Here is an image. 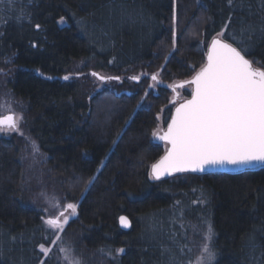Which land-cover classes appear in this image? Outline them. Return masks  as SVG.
<instances>
[{"label":"trees","instance_id":"1","mask_svg":"<svg viewBox=\"0 0 264 264\" xmlns=\"http://www.w3.org/2000/svg\"><path fill=\"white\" fill-rule=\"evenodd\" d=\"M5 3L0 67L11 69L23 120L19 133L0 135V264H66L61 245L103 264H191L209 224L213 264H264V166L149 175L168 146L152 136L159 116L167 126L178 91L191 96V85L176 84L205 65L214 37L264 67V0ZM139 68L146 75L132 80ZM75 71L84 74L63 79ZM158 71L163 81L148 90ZM93 72L120 79L102 82ZM26 137L42 153L45 180L79 205L61 245L27 187ZM123 214L130 230L120 226ZM42 244L54 246L48 256Z\"/></svg>","mask_w":264,"mask_h":264},{"label":"snow or ice","instance_id":"2","mask_svg":"<svg viewBox=\"0 0 264 264\" xmlns=\"http://www.w3.org/2000/svg\"><path fill=\"white\" fill-rule=\"evenodd\" d=\"M59 23H65V18L61 17ZM35 27L39 29L40 25ZM91 75L102 82L120 79L95 72ZM70 78L67 75L63 77L64 80ZM131 79L139 81L141 77L133 76ZM151 80L158 81V75L153 74ZM183 83L195 86L191 99L176 107L162 135L153 131L152 136L158 137L169 147L165 155L151 165L149 175L154 180H160L174 173L205 171L212 166L264 165V67H254L253 61L246 58L245 49H238L222 38H214L207 54V63L190 81ZM183 83L179 86L183 87ZM175 87L172 86L173 91ZM140 107L138 103L137 108ZM22 120V116L11 114L0 117V133H19ZM32 148L34 154L38 152L35 142H32ZM96 178L88 179L85 191ZM67 209L74 214L76 205L70 203ZM68 219L69 216L61 212L59 216L43 222L54 230L63 231ZM119 223L124 228L131 225L126 216H120ZM213 236L209 224L197 264H213L216 257L212 247ZM40 248L44 256L50 254V249L43 244ZM60 251L66 264H81L79 258L72 255V249L61 248ZM116 252L123 253L124 249H117Z\"/></svg>","mask_w":264,"mask_h":264},{"label":"rangeland","instance_id":"3","mask_svg":"<svg viewBox=\"0 0 264 264\" xmlns=\"http://www.w3.org/2000/svg\"><path fill=\"white\" fill-rule=\"evenodd\" d=\"M5 2H7V0H0V29L2 28V26L6 23L8 19V16L6 12L4 11V7L8 6L6 5ZM11 5H13L12 7H14L15 4L13 3V1ZM101 73H103L104 75H108V73L104 71H101ZM82 74H84L83 71H75V72L68 74L67 76H70L71 77L70 79H74L75 77H79ZM154 74L158 75V81L154 82L150 79L148 90L157 91L158 85L163 80L161 79L160 71ZM10 75H11V69L0 67V113H1V116L6 115L8 113H14L15 116L23 117V115H21L17 111L16 100L14 99V97L11 94V91L9 90L8 78ZM145 75L146 74L144 73V71L140 68L134 71L132 74V76H140L141 79L144 78ZM104 85L106 84L101 83L100 84L101 88ZM151 85H154V86L150 87ZM191 89H192V85H191ZM183 99H185L184 93H183V90L180 89L176 97L175 106L180 100H183ZM159 119H160V122L157 128V131L161 132L163 129L166 128V126H164L163 124V114L162 113L160 114ZM20 131H21V128H20ZM12 133L13 132L0 133V135H10ZM26 142L27 143L24 146V152H23L22 159H23L24 164L26 163L27 165L26 167V170L28 173V176H27L28 186L27 187L30 188L29 190L32 191V193L35 196V199L39 200L40 206L44 210V213H45V220L48 218H55L59 216L61 212L69 216L68 222L64 226V229H63L64 231L66 227L68 226V224L70 223V221L74 219L75 217H77L79 205L78 203L64 201L62 197L58 195L56 189L52 187L49 180H45V175H44L43 166H42V163L44 161L42 153L39 147H38V152H36L35 154L33 153L32 142H35L33 139L26 137ZM35 144L37 145L36 142ZM70 203L76 205V211L74 214L72 213V210L67 209V205ZM53 205H55V207ZM55 231L57 232L58 234L57 237H59V239L57 240L56 238L55 241L57 242L54 243L53 245H56V244L61 245L60 238H61V234L63 233V231H59V230H55ZM204 243L205 241L203 239V241H201V244H198L196 246L197 254H196L194 261L191 264H197V258L200 256L202 245ZM53 247L54 246L47 247V248H49L51 251V248ZM59 247L60 248H70V249L72 248L69 245H61ZM72 255L79 258V260L81 261V264H103L102 261L98 260L96 256H94L96 259L90 258V257H84L80 255L78 252L74 251L73 248H72Z\"/></svg>","mask_w":264,"mask_h":264},{"label":"water","instance_id":"4","mask_svg":"<svg viewBox=\"0 0 264 264\" xmlns=\"http://www.w3.org/2000/svg\"><path fill=\"white\" fill-rule=\"evenodd\" d=\"M214 38H222V39H224L222 36H220V37H218V36H216V37H214ZM213 38V39H214ZM212 39V40H213ZM211 40V41H212ZM225 40V42H228V43H231L230 41H228V40H226V39H224ZM210 45H211V42H210V44H209V47H210ZM233 46L234 47H237L236 45H234L233 44ZM238 48V47H237ZM239 49V48H238ZM208 51H209V48H208ZM208 54V53H207ZM246 58L247 59H249V60H251L248 56H246ZM252 61V60H251ZM206 63H207V60H206ZM205 63V64H206ZM253 65H254V63H253ZM254 67H257V66H255L254 65ZM258 68H260V67H258ZM97 74H99V73H97ZM99 75H101V74H99ZM195 76V75H194ZM193 76V77H194ZM192 77V78H193ZM192 78H190V79H188V80H185V81H181V82H179V83H177L176 84V86H179L181 83H183V82H186V81H190ZM184 85H191V84H187V83H183V86ZM195 86L194 85H192V89L194 88ZM178 95V94H177ZM192 95V94H191ZM188 99H191V96H189V97H187V98H185V99H183V100H180L178 103H177V105L175 106V108H174V111H173V114H172V116L175 114V109H176V107H178L179 106V104L180 103H183L185 100H188ZM14 115L15 116V114L14 113H8V114H6V115H2V116H0V117H3V116H7V115ZM172 118V117H171ZM170 121H171V119H170ZM169 121V122H170ZM167 130V126H166V128L165 129H163L161 132H159L160 133V135H162L163 134V132L164 131H166ZM157 139H159L158 137H157ZM160 140V139H159ZM162 141V140H161ZM167 147H169V145L167 146ZM165 155V153L162 155V157ZM161 158V157H160ZM160 158L156 161V162H158L159 160H160ZM155 162V163H156ZM261 166H264V165H260V164H257V165H255V166H247V167H245V166H233V165H222V166H212V167H208L205 171H196V172H208V171H222V172H238V171H241V170H245V169H252V168H258V167H261ZM189 172H191V171H189ZM174 174H177V173H174ZM173 174V175H174ZM172 176V175H171ZM166 177H169V176H164V177H161V179L162 178H166ZM121 216H126V217H128L129 218V220H130V222H131V225H130V227H128V228H124L123 226H121V228L122 229H124V230H130L131 228H132V225H133V222H132V219L130 218V216H128L127 214H123V215H121Z\"/></svg>","mask_w":264,"mask_h":264}]
</instances>
